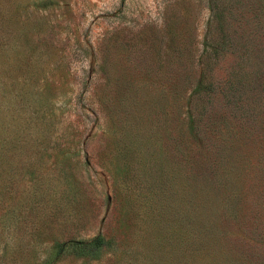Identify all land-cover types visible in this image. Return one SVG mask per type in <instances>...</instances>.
<instances>
[{
  "label": "rangeland",
  "instance_id": "374dc122",
  "mask_svg": "<svg viewBox=\"0 0 264 264\" xmlns=\"http://www.w3.org/2000/svg\"><path fill=\"white\" fill-rule=\"evenodd\" d=\"M209 18L0 0V264H264V125L234 108L264 81L225 54L196 109Z\"/></svg>",
  "mask_w": 264,
  "mask_h": 264
},
{
  "label": "trees",
  "instance_id": "16d2710c",
  "mask_svg": "<svg viewBox=\"0 0 264 264\" xmlns=\"http://www.w3.org/2000/svg\"><path fill=\"white\" fill-rule=\"evenodd\" d=\"M209 9L203 50L197 60L201 76L200 90L193 95L200 102L196 109L200 105L204 109L205 99H210V91L203 83L211 80L213 69L225 54H235L238 59L233 75L237 79L236 92L252 90L258 82L264 81V0H209ZM250 99L247 105L241 104V100L234 103L235 111L243 114L254 111L253 117L256 118L253 121L260 127L264 125V96ZM193 124L190 121L191 128ZM89 242L101 245L103 239L100 237Z\"/></svg>",
  "mask_w": 264,
  "mask_h": 264
}]
</instances>
